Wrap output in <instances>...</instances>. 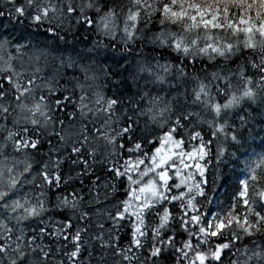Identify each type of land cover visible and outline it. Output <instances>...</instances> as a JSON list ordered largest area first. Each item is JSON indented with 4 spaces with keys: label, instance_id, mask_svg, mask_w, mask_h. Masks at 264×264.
<instances>
[{
    "label": "snow or ice",
    "instance_id": "6c2138e0",
    "mask_svg": "<svg viewBox=\"0 0 264 264\" xmlns=\"http://www.w3.org/2000/svg\"><path fill=\"white\" fill-rule=\"evenodd\" d=\"M0 264H264V0H0Z\"/></svg>",
    "mask_w": 264,
    "mask_h": 264
},
{
    "label": "trees",
    "instance_id": "16d2710c",
    "mask_svg": "<svg viewBox=\"0 0 264 264\" xmlns=\"http://www.w3.org/2000/svg\"><path fill=\"white\" fill-rule=\"evenodd\" d=\"M259 142V138H257ZM234 179L231 177V168L224 169L223 176L218 179L215 186L210 185L209 187V197L213 200L210 208L213 211L219 210L221 204L226 206L229 197L233 191Z\"/></svg>",
    "mask_w": 264,
    "mask_h": 264
}]
</instances>
